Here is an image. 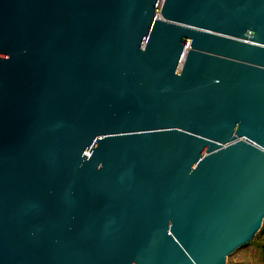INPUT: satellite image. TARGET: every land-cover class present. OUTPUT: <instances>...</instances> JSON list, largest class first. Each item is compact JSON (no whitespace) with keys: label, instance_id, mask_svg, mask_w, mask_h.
<instances>
[{"label":"water","instance_id":"95a60500","mask_svg":"<svg viewBox=\"0 0 264 264\" xmlns=\"http://www.w3.org/2000/svg\"><path fill=\"white\" fill-rule=\"evenodd\" d=\"M264 221V0H0V264H226Z\"/></svg>","mask_w":264,"mask_h":264},{"label":"rangeland","instance_id":"374dc122","mask_svg":"<svg viewBox=\"0 0 264 264\" xmlns=\"http://www.w3.org/2000/svg\"><path fill=\"white\" fill-rule=\"evenodd\" d=\"M254 239V238H253ZM258 246H244L230 255L226 264H264V234L257 241Z\"/></svg>","mask_w":264,"mask_h":264},{"label":"trees","instance_id":"16d2710c","mask_svg":"<svg viewBox=\"0 0 264 264\" xmlns=\"http://www.w3.org/2000/svg\"><path fill=\"white\" fill-rule=\"evenodd\" d=\"M262 234H264V221H263L262 228H261V229L259 230V232L255 235L254 239L248 244L247 247H249V246H253V245L259 247L257 241L259 240V237H260V235H262Z\"/></svg>","mask_w":264,"mask_h":264}]
</instances>
